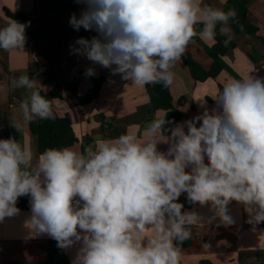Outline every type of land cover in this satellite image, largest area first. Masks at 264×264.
I'll list each match as a JSON object with an SVG mask.
<instances>
[{
	"label": "clouds",
	"instance_id": "clouds-1",
	"mask_svg": "<svg viewBox=\"0 0 264 264\" xmlns=\"http://www.w3.org/2000/svg\"><path fill=\"white\" fill-rule=\"evenodd\" d=\"M77 3L86 9L69 24L95 29L100 38L78 39L75 52L141 88L172 85V69L193 39L214 41L217 24L225 35L237 17L235 9L204 0ZM26 26L9 18L0 27V49L24 50ZM13 83L31 93L19 105L24 122L54 119L56 99L41 95L47 89L38 80L22 74ZM211 98L215 109L170 129L166 118L154 119L144 139L124 133L83 151L48 148L34 157L28 145L0 139V221L18 215V198L30 196V236L47 234L61 249L79 242L72 264H181L191 227L203 226L195 212H182V193L210 204L209 222L218 218L225 226L233 224L229 203L242 204L255 231L264 223V78L229 79Z\"/></svg>",
	"mask_w": 264,
	"mask_h": 264
},
{
	"label": "crops",
	"instance_id": "crops-1",
	"mask_svg": "<svg viewBox=\"0 0 264 264\" xmlns=\"http://www.w3.org/2000/svg\"><path fill=\"white\" fill-rule=\"evenodd\" d=\"M204 3L224 8L221 0H204ZM85 9L86 5L79 3L72 14L75 13L79 18ZM248 9L249 20L264 36V0H248ZM5 10L30 16L24 23L27 25L25 32L64 26L72 15H62L44 1L36 6V0H0V27L8 23L9 17L6 16ZM226 27L229 31L225 35L235 42V47L224 55L226 63L240 79L247 75L264 78V47L261 41L251 36L247 39L259 59L256 63L250 58V46L246 39L235 34L229 23ZM93 37L100 38L80 28L63 35L33 40L24 50H0V139L14 138L21 144L28 145L34 157L39 156L37 136L30 132L28 123L23 121L19 107L31 93L27 89L15 87L13 83L15 78L22 74L38 80L47 89L44 91L46 93L53 90L59 92L60 97L54 98L56 100L53 101V112L57 117L67 116L71 120L78 139L71 146L74 150L83 151V148L94 146L98 139L116 138L124 133L144 139L150 122L164 118L163 110L149 115L150 96L146 86L137 87L131 84V81L123 80L120 74H112L110 68L95 64L86 56L75 52V49L80 47L76 44L78 39L91 40ZM214 43L215 41L194 38L183 56L190 57L205 69H209L213 59L204 46L210 47ZM88 68H93L95 73L100 75L109 73V76L102 84L99 97L82 106L65 83L72 81L79 72H83L77 93L80 96L85 95L93 87L91 77L86 75ZM172 71L175 77L170 85V94L173 105L182 112L179 123L201 115L205 109L211 112L216 108V102L211 96L219 90V84L223 86L229 79H238L230 72L222 71L216 79L196 82L182 59ZM14 95L19 98V102L10 106ZM182 97L185 102L180 105L179 99ZM207 97L211 98L212 102L208 101ZM101 117L104 118L103 121ZM13 124L20 125L19 131ZM102 126L105 130H102ZM168 147V144L161 143L158 150L166 152ZM207 162L205 157V163ZM186 198L187 193H182L177 202L182 203ZM19 199L20 197L17 205ZM227 208L228 215L233 220V224L228 226L221 224L218 218L209 222V218L214 215L210 204L201 206L198 202H190V206L182 210L195 212L202 217L203 226L197 225L200 228L199 237L191 235L187 240L189 243L181 245V264H200L202 261L211 264H264V235H261L264 233V226L255 225L256 230L253 231V225L248 223L249 214L244 206L236 201H231ZM30 216L31 205L27 209H20L18 215L0 221V264H49L46 243L51 237L47 234L30 236V229L25 226V221ZM80 246L78 242L66 249L69 264H72Z\"/></svg>",
	"mask_w": 264,
	"mask_h": 264
},
{
	"label": "trees",
	"instance_id": "trees-1",
	"mask_svg": "<svg viewBox=\"0 0 264 264\" xmlns=\"http://www.w3.org/2000/svg\"><path fill=\"white\" fill-rule=\"evenodd\" d=\"M43 1L51 5L58 13L66 15L68 17L72 14L76 6L79 4L77 3V0H36V6ZM223 9L225 11H227L228 9L236 10L237 17L235 20H230L229 24L231 25L232 30L235 34L240 35L246 39L248 45L250 46V58L252 59V61L257 63L259 59L255 56L254 50L247 39L248 36L257 38L261 41V44L264 47V36L259 33V28L254 25L248 18V0H227V3L224 4ZM5 14L10 19L23 24L26 23L30 17L28 14L25 13H12L8 10H5ZM220 27L221 25L217 24L216 36L214 39L215 43L210 47L204 46L205 51L213 59V63L209 69H205L199 62L195 61L190 57H182L183 62L188 66L191 76L196 82H205L209 78L216 79L222 71H228L233 74L236 78L240 79L224 60V55L228 50L235 47V42L226 35H221L219 31ZM81 28L84 29L83 27ZM198 28H202V25H199ZM241 28L243 30H241ZM73 29L74 28L68 22L67 24L61 27L52 26L44 30L27 31L25 32V47H27L29 43L33 40L63 35L71 32ZM85 31L94 33L99 36L95 29ZM196 39H198V37ZM225 40L229 41L227 43V46H225ZM83 76L84 73L79 72L72 81L65 83L68 90L76 98L78 104L82 106L91 103L93 100L99 97L102 84L108 78L109 73L105 75L95 74L93 76H90L93 83V87L88 93L83 96H80L77 93V88L80 82L82 81ZM222 87L223 86L219 84V90H222ZM146 89L148 90L150 96L149 115H153L158 110H163L165 112L164 118H166V120L170 122L165 125L166 128L170 129L176 124H178L182 118V112L172 103L170 86L164 87L162 84L159 83L149 84L146 85ZM40 91L41 95H44L49 100H53L54 98L60 97L59 92L55 90L49 93H46L41 89ZM207 100L212 102V99L209 97H207ZM184 102V97L179 99L180 105H182ZM101 119L102 121L104 120L103 117H101ZM28 126L30 132L33 135L37 136V150L39 154L44 152L48 148L71 147L78 141L72 127V122L67 116L57 117L54 114V119L41 120L39 118H36L30 123H28ZM104 126H102V130H105ZM165 134L170 135V132H166ZM84 149L85 148H83V150ZM182 204L184 205L183 209L190 206V202L187 198L184 202H182ZM29 205L30 196L20 197L17 205L18 208L27 209ZM260 225L264 226V223H260ZM188 243L189 242L186 240L182 243V245H187ZM46 246L48 251L49 264H69V261L66 256V249L58 248L57 241L51 238L47 241ZM200 264L211 263L207 261H202L200 262Z\"/></svg>",
	"mask_w": 264,
	"mask_h": 264
},
{
	"label": "built area",
	"instance_id": "built-area-1",
	"mask_svg": "<svg viewBox=\"0 0 264 264\" xmlns=\"http://www.w3.org/2000/svg\"><path fill=\"white\" fill-rule=\"evenodd\" d=\"M19 102V98L17 96H12L10 106H14ZM191 232L193 236L199 237L200 236V228L198 226L192 227Z\"/></svg>",
	"mask_w": 264,
	"mask_h": 264
}]
</instances>
